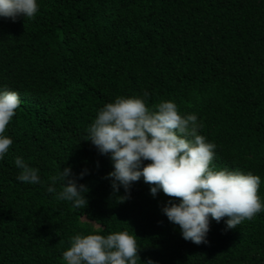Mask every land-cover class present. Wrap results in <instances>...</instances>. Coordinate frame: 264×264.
<instances>
[{
    "label": "trees",
    "instance_id": "16d2710c",
    "mask_svg": "<svg viewBox=\"0 0 264 264\" xmlns=\"http://www.w3.org/2000/svg\"><path fill=\"white\" fill-rule=\"evenodd\" d=\"M38 3L34 18H0V88L21 99L0 160V264H65L71 236L121 230L137 236L142 262L264 264V212L235 229L211 221L208 243L186 241L161 212L178 198L153 197L142 178L130 196L114 192L109 157L86 140L104 104L146 90L150 110L171 100L196 114L199 134L216 144L212 166L258 175L264 200V0ZM18 156L41 183L16 179ZM69 166L88 170L80 208L47 192Z\"/></svg>",
    "mask_w": 264,
    "mask_h": 264
},
{
    "label": "clouds",
    "instance_id": "9594fccd",
    "mask_svg": "<svg viewBox=\"0 0 264 264\" xmlns=\"http://www.w3.org/2000/svg\"><path fill=\"white\" fill-rule=\"evenodd\" d=\"M38 11V0H0V18L13 22L20 17L34 18ZM148 97L146 90L140 97L117 96L98 110L86 130V140L112 163V171L105 179L110 180L114 192L122 187L130 196L132 184L142 178L153 197L162 191L178 198L165 203L161 212L179 227L184 240L197 245L208 243L211 221L223 220L227 229H235L244 220L264 212V200L258 195V175L216 170L212 166L216 144L199 134L202 126L197 115H181L171 100L161 101L150 110L146 105ZM20 104L17 92L0 88V160L12 145L11 137L4 133ZM14 164L20 170L18 181L41 183L38 169L22 157H16ZM86 174L87 169L76 175L70 166L64 167L51 177L47 192L71 202L74 208L85 206L88 189L78 180ZM57 181L62 185L59 192ZM136 237L126 230L107 235L77 233L69 238L70 246L62 258L65 264H137L141 260ZM142 264L156 262L149 259Z\"/></svg>",
    "mask_w": 264,
    "mask_h": 264
}]
</instances>
